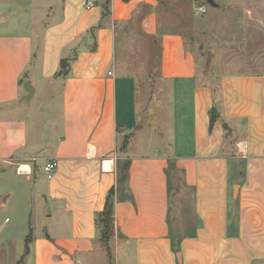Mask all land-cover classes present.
<instances>
[{
    "label": "crops",
    "instance_id": "1",
    "mask_svg": "<svg viewBox=\"0 0 264 264\" xmlns=\"http://www.w3.org/2000/svg\"><path fill=\"white\" fill-rule=\"evenodd\" d=\"M95 1L0 0V173L57 159L31 264H264V0Z\"/></svg>",
    "mask_w": 264,
    "mask_h": 264
},
{
    "label": "rangeland",
    "instance_id": "2",
    "mask_svg": "<svg viewBox=\"0 0 264 264\" xmlns=\"http://www.w3.org/2000/svg\"><path fill=\"white\" fill-rule=\"evenodd\" d=\"M204 3L206 7H210L209 3ZM199 5V3L197 4ZM207 39V38H206ZM190 40V39H189ZM192 48H197L195 43L189 42ZM197 64L199 70L204 68L203 60H201V53L197 52ZM153 74H157L156 68L153 66ZM150 82H146L141 86V93L149 95L145 90H150ZM156 86L153 89L152 95L161 94L156 91ZM159 118L150 120L146 117L141 125L138 136L126 135L120 133L121 144L127 140L129 144V151L148 152V143H144L146 136L144 133L150 130L152 125L158 123ZM160 121V120H159ZM140 143L139 145L137 143ZM27 170L28 166H23ZM232 171V168L231 170ZM37 178L28 179L25 174L16 173L14 167L7 168L4 174L0 173V264H31L32 255L26 252L25 238L31 233V243L34 242L35 236L45 235L44 223L46 218H50V214L56 216L58 213L54 211V206L44 197L42 192H46L45 184L46 173L39 171ZM45 181V182H44ZM5 218L7 220L5 221ZM171 220L174 223V217L171 214ZM31 243L28 246H31ZM29 248V247H28ZM103 258L104 264H114V259L110 258L109 254H98ZM105 257H104V256ZM99 256L91 255L87 262L92 264ZM122 259L124 256L121 257ZM117 258V264H128ZM21 259V261H20Z\"/></svg>",
    "mask_w": 264,
    "mask_h": 264
},
{
    "label": "trees",
    "instance_id": "3",
    "mask_svg": "<svg viewBox=\"0 0 264 264\" xmlns=\"http://www.w3.org/2000/svg\"><path fill=\"white\" fill-rule=\"evenodd\" d=\"M71 59L70 58H63L60 61V69L58 71L59 74H66L67 70H68V66H69V61ZM215 119V109L211 110L210 113V123L212 124V122ZM110 195H112V189L110 190L107 199H106V203L105 206L103 208L102 211H100L99 213H97L96 215V224L97 227H99L100 229V241L102 242L103 246L106 248L107 252L110 253V246H109V241L111 238V235L113 233V228H114V224H113V203L109 204L108 199L110 197ZM31 233H29L26 238H25V248L26 251H28V245L31 243ZM21 261V259H20Z\"/></svg>",
    "mask_w": 264,
    "mask_h": 264
},
{
    "label": "water",
    "instance_id": "4",
    "mask_svg": "<svg viewBox=\"0 0 264 264\" xmlns=\"http://www.w3.org/2000/svg\"><path fill=\"white\" fill-rule=\"evenodd\" d=\"M207 3H209V4L212 5V6H217V4H216L213 0H207ZM50 20H51V19H50L49 17H45V18H43L41 21H39V22L36 24L37 31H38V33H39L40 35L42 34V27H43V25L46 24L47 22H49ZM23 87H24V89L27 91V93H26L24 99H25L26 101H28L29 98L31 97V95L33 94V87H32L29 83H27V82H25V83L23 84ZM223 127H224L225 129L228 130V126H227L226 123L223 124ZM112 201H113V197L110 196V197H109V200H108L109 204H111Z\"/></svg>",
    "mask_w": 264,
    "mask_h": 264
},
{
    "label": "built area",
    "instance_id": "5",
    "mask_svg": "<svg viewBox=\"0 0 264 264\" xmlns=\"http://www.w3.org/2000/svg\"><path fill=\"white\" fill-rule=\"evenodd\" d=\"M96 1L95 0H86L85 6L86 7H91L93 5H95ZM199 12H205V8L204 7H198L197 9ZM108 74H111V71H108ZM57 168V159L55 158H50L48 159L44 165H43V170L46 173V176L48 179H50L55 170ZM7 220V218L5 219V221Z\"/></svg>",
    "mask_w": 264,
    "mask_h": 264
}]
</instances>
